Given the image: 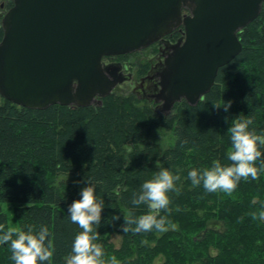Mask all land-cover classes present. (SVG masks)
<instances>
[{"label": "trees", "instance_id": "trees-1", "mask_svg": "<svg viewBox=\"0 0 264 264\" xmlns=\"http://www.w3.org/2000/svg\"><path fill=\"white\" fill-rule=\"evenodd\" d=\"M239 39L204 100L170 113L132 86L89 107L0 97V264H152L186 246L205 252L193 264H264V5ZM147 55L127 59L139 78Z\"/></svg>", "mask_w": 264, "mask_h": 264}, {"label": "water", "instance_id": "water-1", "mask_svg": "<svg viewBox=\"0 0 264 264\" xmlns=\"http://www.w3.org/2000/svg\"><path fill=\"white\" fill-rule=\"evenodd\" d=\"M12 1L1 20L0 97L34 110L101 104L131 79L105 65V58L146 50L182 28L153 97L163 113L183 100L191 106L204 100L219 70L242 52L239 33L264 5V0Z\"/></svg>", "mask_w": 264, "mask_h": 264}, {"label": "flooded vegetation", "instance_id": "flooded-vegetation-1", "mask_svg": "<svg viewBox=\"0 0 264 264\" xmlns=\"http://www.w3.org/2000/svg\"><path fill=\"white\" fill-rule=\"evenodd\" d=\"M11 0H4V2L0 3V21L4 14L8 11V5ZM183 38V29L176 30L173 34L167 36L163 40H161L159 43H156L155 45L151 46L150 48L140 51L141 55L144 53H151V57L154 58V61L152 62V59L148 61L150 69L146 73L147 75L144 77H141L139 79H132L123 85H126L127 83H131L133 87V92L138 93V91L146 93V98L149 99L151 102H155L153 97L158 93L159 91V75L161 74L163 70V63L167 56H169L172 53V47L173 45L177 44L181 39ZM136 53V54H138ZM135 55V54H134ZM133 55H126V56H117V57H109L104 59V64L107 66H112L113 69L117 68L120 69V73L122 74H135L133 73H126V70L128 67H125L123 64V61L127 62V64L133 68H136L134 64L128 63L127 59L132 57ZM129 60V59H128ZM112 69V70H113ZM138 73V72H136ZM139 74V73H138ZM121 85V86H123ZM118 87L117 89L121 88ZM156 103V102H155ZM158 104V103H156ZM159 105V104H158Z\"/></svg>", "mask_w": 264, "mask_h": 264}, {"label": "rangeland", "instance_id": "rangeland-1", "mask_svg": "<svg viewBox=\"0 0 264 264\" xmlns=\"http://www.w3.org/2000/svg\"><path fill=\"white\" fill-rule=\"evenodd\" d=\"M1 2H4V0H0V3ZM151 56H152L151 53H148V55H147L148 59L149 60L152 59V62H153L154 58L151 57ZM123 64H124L125 67H128V69L126 70V73H130V72L131 73H133V72L135 73V74H127V75L124 74V75L129 76L131 79H132V77H134V79H139V77H137L139 75H138V73H136V72H138L137 68H133V66L130 67L127 64L126 61L125 62L123 61ZM130 64H132V63H130ZM131 86H132V84L129 82L126 85L121 86V89L125 90V89H127V88H129ZM138 94L141 96L140 98H146V93H143V92L140 91ZM162 140H163L162 141L163 145L167 146V148L171 145L170 136H165V137H163ZM3 211H4V213L6 214V216L8 218V228H9V230L12 231V232H18L20 230V225H19V221H18V218L16 216L15 209H14L13 205H11V204H3ZM109 241L113 244V247L116 250H118V249H120V248H122L124 246L123 245L124 242H125L124 241V235H123L122 232L115 231V232L110 234ZM155 243H156V241H154L152 244L155 245ZM135 246H138V245H135ZM135 246H134V248L136 249ZM211 247H212L213 250L216 251V249H214L213 245ZM217 251L222 253V248L221 247H217ZM218 252H217V254H218ZM204 256H205V252L203 251V249L201 247L193 246L192 248L191 247L188 248V246H186L184 256L175 255L174 254L168 260L165 257V254L161 253L160 255H158V257H156L153 260L152 264H166V263L167 264H193V259L197 263V260L198 259L200 260L201 257H204ZM146 257H147V259H149V255H147ZM183 258H185V261H183Z\"/></svg>", "mask_w": 264, "mask_h": 264}]
</instances>
